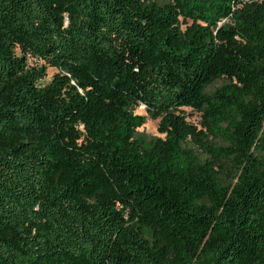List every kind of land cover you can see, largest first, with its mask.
<instances>
[{
    "label": "trees",
    "instance_id": "trees-1",
    "mask_svg": "<svg viewBox=\"0 0 264 264\" xmlns=\"http://www.w3.org/2000/svg\"><path fill=\"white\" fill-rule=\"evenodd\" d=\"M0 264H264V0H0Z\"/></svg>",
    "mask_w": 264,
    "mask_h": 264
},
{
    "label": "rangeland",
    "instance_id": "rangeland-1",
    "mask_svg": "<svg viewBox=\"0 0 264 264\" xmlns=\"http://www.w3.org/2000/svg\"><path fill=\"white\" fill-rule=\"evenodd\" d=\"M224 22H222L221 24H224ZM18 54H20V51H18ZM28 70H35L36 69H42L44 68L46 70V76L43 80V86H46L47 84H49L53 77L59 73L60 71L56 68H52V67H48L46 64H44L43 62H37L36 60L29 58L28 59ZM222 84H224V81H218L216 82L212 87L209 88V92H213L214 90H216L217 88H219L220 86H222ZM185 115L188 117V121L194 125H198L199 127L201 126V117L199 114H197L195 111H193L190 108H184L183 109ZM135 113L138 115H143L146 116V123L143 127L139 128L137 130V138L139 140H141L143 143H145L146 145H148L150 142L158 139V138H165V135H161L158 132V124H159V120L154 121L151 120L146 113V109L144 106H140L135 110ZM216 142V141H215ZM218 143V142H217ZM193 147V145H190ZM200 154L202 155V158L206 159L207 156L203 155L202 152H200Z\"/></svg>",
    "mask_w": 264,
    "mask_h": 264
}]
</instances>
